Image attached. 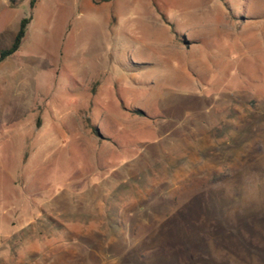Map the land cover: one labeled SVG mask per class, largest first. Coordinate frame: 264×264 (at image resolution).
Instances as JSON below:
<instances>
[{
	"label": "rangeland",
	"instance_id": "1",
	"mask_svg": "<svg viewBox=\"0 0 264 264\" xmlns=\"http://www.w3.org/2000/svg\"><path fill=\"white\" fill-rule=\"evenodd\" d=\"M0 264H264V0H0Z\"/></svg>",
	"mask_w": 264,
	"mask_h": 264
},
{
	"label": "trees",
	"instance_id": "2",
	"mask_svg": "<svg viewBox=\"0 0 264 264\" xmlns=\"http://www.w3.org/2000/svg\"><path fill=\"white\" fill-rule=\"evenodd\" d=\"M36 0H31V4L33 5ZM31 21V16L23 17L20 21L19 30L11 44L10 47L2 49L0 51V62L6 59L8 56L12 55L16 52L22 44V41L26 35L27 27L29 22Z\"/></svg>",
	"mask_w": 264,
	"mask_h": 264
}]
</instances>
